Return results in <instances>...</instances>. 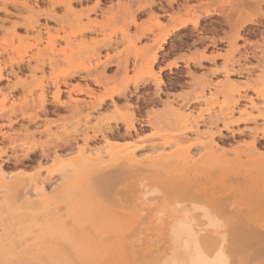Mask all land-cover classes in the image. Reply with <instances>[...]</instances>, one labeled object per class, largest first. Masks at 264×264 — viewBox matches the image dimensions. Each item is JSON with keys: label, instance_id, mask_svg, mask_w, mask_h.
<instances>
[{"label": "bare ground", "instance_id": "1", "mask_svg": "<svg viewBox=\"0 0 264 264\" xmlns=\"http://www.w3.org/2000/svg\"><path fill=\"white\" fill-rule=\"evenodd\" d=\"M23 4L25 7H22L30 13L27 23L23 26L27 31L36 32L33 38L40 41L38 18L42 15L49 19L54 17L50 12L40 13L39 10L38 12L34 8L27 7L28 4ZM21 8L19 10L23 9ZM2 10L5 13L8 11L6 7ZM210 10L208 7L204 10L206 17L216 14V10ZM259 10L256 7L247 11L248 20L246 18L245 20L253 24L258 14L263 15L264 18V14L259 13ZM189 21L178 24L172 28V32L184 28L187 24L197 26V20ZM92 25L93 23L78 24L76 33L82 35L92 32ZM45 30L47 34L50 33L49 28L45 27ZM237 32V30L236 33L234 31L235 34L232 32L235 40L229 42L232 51H236L235 41L240 37ZM167 35L168 32L154 40L157 43V51L166 44ZM56 39L70 41L65 37L49 35L48 46L53 48ZM262 50L259 56L253 52L252 56H248V62L251 59L255 62L254 67L248 65V74L257 72L256 75L254 74L256 77L248 80V83L240 86L235 82L224 81L212 87L204 76V83L200 89L196 88L195 92L192 90L193 96L188 94L178 96L181 100L180 105L177 101L174 102V99L172 102H164L162 110L151 108L145 113V118L138 117L128 98L133 96V92L129 90L130 84L133 85L134 93L140 84H145L147 81H153L158 90L164 85L160 73L153 70L157 56L155 52H151L152 49L150 51L149 46L140 49L143 54L141 55L145 58L141 65L134 67L137 72L134 78L127 76L128 70L124 65L121 82L111 87L103 86V92L100 94L97 92L98 95L88 84L77 83L67 88V81L62 85L67 90H62L58 80L60 77L76 78L79 81L90 80L102 87L100 84L102 81L91 75L89 69L80 67L77 63L79 60L73 63L70 59H62L70 65V68L55 74L52 82L54 92L51 98L57 109L67 112V116L61 118L58 115L60 118L56 121L43 120L41 124L45 128L40 133H45L46 139L40 144L33 140L34 134L29 132L25 136L20 134V131L10 135L0 133V139L8 142L6 147L0 146V264H64V262L66 264L74 254L82 256L88 253L86 249L83 250V245L86 246L85 248L89 246L100 251L101 248L105 249L106 256L105 253L101 254V258H105L108 255L106 249L111 247L105 246L107 243L115 245L114 248L117 246L124 248L126 245L130 248L137 247V244L140 247V242L148 245L154 242L158 245L161 241L169 247L172 246L162 260V264H228V260H224L227 257H224L225 253L223 255L221 250L227 248L229 254L232 251L234 254L235 250L228 247L250 246L248 243L253 244L255 248L256 244H261L263 250L260 248L261 251L258 252L264 254V237L262 241L256 237L260 232L264 234V216H262L264 215V50ZM214 59L217 58L202 57L204 62H212ZM228 60L225 58V61ZM56 61L50 59L49 66H56L58 64ZM25 62L28 65L30 60L24 61L23 57H20L13 63L19 67L26 64ZM176 66V64L169 65L168 68ZM3 70L4 68L0 67V83L9 80V76L4 75ZM22 71L24 70L19 67L18 72ZM36 71H38L37 67L30 70L34 83L30 82L34 85L30 86V83L28 87L27 81L17 77L18 80L9 86L10 91L27 88V95L30 96L34 89H39L40 93L36 101L31 99L30 103L26 95L22 101L13 102L10 108L5 109L4 103L9 94L0 92L5 94H1L0 117H5L7 122L9 120L10 127L19 123L18 115L22 122L27 120L28 123L36 124L39 118L37 111L34 114L35 110L44 113L46 118L45 85L43 79L35 78ZM230 71L232 70L224 65L220 70H213L212 74L221 73L228 78L232 73ZM16 72L13 75L17 76ZM226 87H229L228 92L224 91ZM211 89H214V92H211ZM206 91L211 92L212 100L210 97L206 98ZM63 93L67 94L69 100H61ZM72 95L84 96L89 100L74 97L73 99ZM216 96H220L222 101L213 100ZM118 98L125 102L120 103ZM174 103L178 106L175 107ZM193 105L198 106L197 111H193L195 109ZM214 107L217 108V113L210 118L204 117L212 113ZM12 118L15 119L11 120ZM245 124H248V128ZM22 125L19 126L20 129L24 126ZM242 125L244 128L240 130ZM52 127H58L59 131H51ZM145 131L150 133L143 135ZM224 132L228 134L223 135ZM216 138L219 143L215 142ZM245 138L250 141L245 143ZM242 139L243 142H240ZM99 142H102V145L96 146L95 144ZM167 148H173L174 151L172 149V153H166ZM143 150H148L154 155L144 157V153L141 158L138 152ZM194 150L196 152L202 150L197 159L191 155ZM18 151L23 153H17ZM31 154L35 157L31 158ZM29 161L35 162V169L33 168L35 171L32 173L20 169L15 175H11L6 171L10 168H25L24 166H29L27 165ZM130 180L134 183H130ZM125 181L128 182L127 184L130 183L129 186L119 188L118 186ZM155 200L158 201L157 204ZM18 201H21L19 205ZM5 213L16 216L14 219L12 217V220H18L19 217L23 221L39 218V223L53 231L54 236H50L48 241L43 240L44 242L40 241L41 243L33 245L25 243L26 246L24 244L26 235L21 231L14 236L9 233L11 229L8 228L11 226L8 227L10 224L8 222L11 217H3L6 216ZM256 213L260 214V217ZM11 225H13L12 221ZM133 226L136 227L131 231L133 233L123 234ZM221 227L227 232L226 234L224 232L222 237L216 238L215 235H218L216 230ZM92 232L97 234L94 235ZM147 232L154 235L148 236ZM160 233L161 238L158 237ZM224 243L228 247L224 245L222 249L221 244ZM81 244L83 245L80 246ZM22 245L24 248L18 249ZM205 247L209 248L207 249L209 253L213 249L211 252L213 254L206 255ZM240 248L236 253L243 254L238 252ZM74 249L77 252L73 253L76 251ZM114 251L109 252L110 255L115 256L111 255L110 258L112 260L118 258L119 262L120 258L125 256L122 255L125 251L122 253V250L118 253L115 249ZM98 262L96 264H100ZM124 262L126 263L125 260L122 261Z\"/></svg>", "mask_w": 264, "mask_h": 264}, {"label": "rangeland", "instance_id": "2", "mask_svg": "<svg viewBox=\"0 0 264 264\" xmlns=\"http://www.w3.org/2000/svg\"><path fill=\"white\" fill-rule=\"evenodd\" d=\"M23 3H25L26 5L28 4L27 7L29 8H34V10L36 11L39 10L40 13L50 12V15L52 14L51 16L54 17V19H49L48 17L42 15L38 18L40 31H41L40 41H36L33 38L36 36L37 34L36 32L29 30L27 31L25 26H23L24 24L27 23L26 20L30 17L29 15L30 13L25 8L22 7L24 6ZM206 6L208 7L209 10L211 9L210 11L216 10V14L210 17H206L204 15V10L207 8ZM0 7H1L0 8V67L4 68L3 74L9 76V80L0 83V92L4 91L6 95L9 94L7 101L4 103L5 104L4 107H6L5 109L10 108L13 102L18 103L22 101L23 97L27 95V90H28L27 88H26L27 90L26 89L22 90V88H17L15 89V91L14 90L10 91L9 86L12 83H15L18 79H22L27 81L28 83L27 86L29 87V84L31 83L30 81H32L30 70L33 69V67L38 68V71H36L37 73L35 72L34 75L37 80L43 79V83L45 85V91L47 95L46 118L44 113L35 110L34 114L37 111V116L39 118V120L36 121L37 122L36 124L32 122L28 123L27 120H24L22 122L20 116L18 115L17 119L19 123L10 127L8 126L9 120L7 122V119L5 117L2 118L0 117V133L4 135L7 134L10 135V134H14V132L20 131V134L25 136V134L29 132L30 134H34L33 140L37 144L44 142L46 139V134L40 133L45 128L43 124H41L43 120L46 119L50 121L51 120L56 121L60 117L62 118V116H65L67 114V112L63 110H58L57 107L54 105V103H52L53 101L51 98V95L54 92V87L52 85V82L55 78V74L60 70L70 68V65L62 60L64 58L65 59L67 58L68 60L70 59V61L73 63L79 60L77 62L78 64H80L79 66L89 69L91 75L93 74V76L99 79V81H102L100 82L102 87L100 85H96L93 81L90 80L79 81L76 78L66 79L60 77L58 80L61 84V89L67 90V88H70L72 85H75L77 83L81 85L88 84L89 87L95 92V94L97 92H99L100 94V92L101 93L103 92V86L111 87L121 82L123 77L122 70L124 68V65L127 67L128 70L127 76L129 78H134L135 75L137 74L136 70H134V67L141 65L143 59L145 58L142 56L143 54L140 52V49H142V47L144 46H149L150 51L152 49L151 52H155L157 56V60H156L157 62L153 65V70L156 73H160V76L164 81V85L161 87V90H158L156 89L153 81L151 82L147 81L145 84H140L138 90L134 93L133 85L130 84L129 90L133 92L132 93L133 96L128 98L129 103L132 104L134 110L137 111L139 115L138 117L145 118V113H147L148 110H150L151 108L155 109L156 107V110L159 111L162 110L163 109L162 104L164 102L167 101L172 102V100L174 99V102L177 101V103H179L180 105L181 100L178 99V96L185 94L193 96L195 89L196 88L200 89V86H202V84L204 83L203 81L204 76L206 77L205 79L208 82L210 81L212 87H215L218 83L224 81H229L231 83L235 82L236 85H240V86L245 83H248V80L253 79L254 77H256L255 75L257 74V72L248 74V65L249 67L252 66L254 67L253 64H255L253 59H251L250 62H248V56H252L253 53L260 55V53L262 54L261 52L262 48L264 50L263 47L264 20H262L263 15L260 16L258 14V16H256L257 20L255 18L256 21L253 24L246 21L248 20L247 11L249 12L253 8L257 7L258 9H260L259 13L264 14L263 13L264 0H175V1L173 0H0ZM3 7H6V9L8 10L7 13H5L2 10ZM20 8L22 10H19ZM186 20L187 21L197 20L198 22L197 26L194 27L191 24H187L184 28L172 32V28L176 27L178 24L182 22H185ZM68 23L73 26L69 25ZM88 23H93L92 28L94 30L96 29L95 30L96 32L92 29L93 33L87 32L82 35L76 33L78 30L76 29L78 24L83 25ZM133 23H135L136 25ZM158 24L159 26L160 25L161 26L159 27ZM45 27L50 29L49 31L50 33L48 34L46 33ZM163 29L166 31L164 32ZM229 30H231L233 33L234 31L236 33L237 30L238 31L237 33L240 36L237 39V41H235L236 51L230 50L232 48H231V44L229 45V42L235 40L234 39L235 33L233 34ZM167 32L168 35L166 38V44L163 46L161 50L157 51L156 49L157 43H155L154 40L161 37L163 34H167ZM49 35L65 37L66 39L67 38L70 39L71 42L67 41L68 42L67 43L61 39H56L55 44L52 48L47 44ZM137 38L140 39L137 40ZM262 38L263 40H261ZM94 51L95 53H93ZM167 51L170 54L168 56L164 55V53H166ZM231 51L232 54L230 55ZM203 56L205 57L207 56L208 58L211 59L212 57L217 59H214L213 61L211 60L212 62L210 61L204 62L202 60ZM20 57H23L24 61L30 60L29 63L30 65L29 64L27 65V63L25 62L26 64L19 66L20 68H22V70H24L22 71L23 73L18 72L19 67L13 63L19 60ZM33 58L36 59L33 60ZM160 58L163 60L162 62H160ZM199 58L201 61L199 60ZM225 58L227 60L228 58H230L231 61L230 60L225 61ZM50 59L57 60L56 62H58V64L54 67H50L48 64ZM235 61L238 63H236ZM10 62H12L11 64L12 66L10 65ZM174 64H176L177 66L171 67L170 69L168 68L169 65L173 66ZM119 65H121V67H118ZM224 65H227L228 69L232 70L230 71L232 73L228 76V78L226 77L227 79L225 78L224 74L221 73L212 74L213 70L216 69L220 70L221 66L223 67ZM180 70L186 76L184 80H186L187 83L184 84V86L181 88H169V86L166 85L168 79L171 76H173L174 73H177ZM15 72L17 73V76L13 75L15 74ZM82 75H84V73H82ZM107 78H109V81H107ZM64 81H67L68 83L67 88L62 86ZM32 83L34 82L32 81ZM32 83L30 84V86L34 85ZM228 88L229 87H226L224 91L228 92L229 91ZM192 90H194V92ZM210 91L214 92V89H211ZM211 92L206 91L205 93L206 98L210 97ZM39 93H40L39 89H34L31 96L27 95V99L30 101V103L33 99L35 101L37 100ZM1 94L5 95L3 93ZM1 94H0V99H2ZM73 97L82 98V99L85 98L84 96L72 95V98ZM85 99L89 100L88 98ZM118 99L120 103L125 102V100L123 101V99L121 98ZM61 100L67 101L69 100V97H67V94L63 93L61 96ZM213 100H217L218 102L222 101L220 96H216V98H214ZM177 103H174L173 105L176 107L178 106ZM193 107H195L193 111H197L196 109H198V106L193 105ZM0 109H2V106H0ZM213 109L214 110H212V113H210L211 115L209 114L210 116L205 115L204 117L210 118L211 116H214L215 113H217V108L214 107ZM13 119L15 118H12L11 120ZM92 123H94V121ZM19 124L20 125L23 124L24 126L22 125L23 127L20 129ZM24 127H26L25 129L27 131L23 129ZM245 127L248 128V124H245ZM242 128H244V125L240 126V130ZM51 131L56 132L59 131V129L58 127L56 128L52 127ZM145 132H144L145 134L143 135L146 134L148 135L150 133V131H145ZM225 134L228 133L224 132L223 135ZM117 141L122 142V140H117ZM244 141L245 143H247L250 140L248 138L247 139L245 138ZM215 142L219 143L217 138ZM240 142H243V139ZM7 145H8L7 141L0 139L1 147L2 146L6 147ZM95 145L96 146L102 145V142H99L98 144ZM170 149L171 148H167L165 150L166 153H172L173 148L171 150ZM218 151L221 152V150ZM195 152H196L195 150L192 151L191 155L192 157H194V159H197L199 157L198 154L202 153V150L196 152L197 154ZM17 153H23V152L18 151ZM32 155L33 154H31V158L35 157L34 155L33 156ZM139 155L141 158H143L142 155L146 157L147 155L148 156L152 155V153L148 150H143L141 152H138V156ZM243 159L245 158L243 157ZM27 165L29 166H24L25 168H14V169L10 168V169H6V171L11 173V175L12 174L15 175V173H17L20 169L27 173L28 172L32 173L33 171H35L34 170L35 162L29 161ZM128 182L125 181L124 182L125 184L123 183L118 187L127 188L130 183H134L133 180H130V183L127 184ZM32 197H34V195H32ZM154 202L156 204L158 203V201L156 202V200ZM19 203H21V201L20 202L18 201V205ZM262 210L263 209H261V211ZM261 211L259 212L261 213ZM7 215L9 214H6V216L3 217L6 218L11 217L10 222H8V224L10 223L8 227L11 226L10 228H8L9 230L11 229L9 233L11 235L13 234L14 236L20 234L21 231V233L26 235L24 236L25 238L24 244L26 243L27 245L30 244L33 245L35 243H41L40 241L42 242L48 241V238H50V236H54L53 231H50V229H46V227H43L42 224L39 223L40 222L39 218H34V220L31 219L30 221L29 220L26 221V219H24L23 221V219L19 217L20 219L18 218V220L21 223L19 222L17 223L18 220L16 219L12 220L13 216L11 215L7 216ZM258 215L260 217V214ZM15 217H13V219ZM11 221L13 225H11ZM135 228L133 226L132 228L125 230L126 233L124 231L123 234L130 235L131 233H133L131 231H133ZM260 229L263 230V228L261 227ZM216 231L218 233V235H215L216 238L222 237L224 232L225 234L227 232L226 229L223 227L217 229ZM92 233L94 235L97 234L96 232H92ZM149 234L154 235L149 232L146 233V235L148 236ZM262 234L263 232H260V234L258 233V235L256 236L260 241H262L263 240L262 238L264 237V234L263 235ZM108 235L109 234H107V236ZM156 235L158 236L159 234ZM109 236H111V234ZM158 237L161 238V233ZM153 244L154 242L149 243V245L148 243L140 242V247L138 246L139 244H137V247H130V248H128L129 246L125 244L128 248L126 252L127 248L126 246L124 247V245H123L124 248H122V246H117L116 249L114 248L115 245L113 246L111 243H107L105 246L108 247L111 246V247H109L110 249L109 248L106 249L108 251V255L105 258L103 257L101 258V254L105 253L104 252L105 249L101 248L100 251V249L97 248L95 249L93 247L90 248L89 246H87L88 248H85L86 246L81 244L80 246L83 245L84 247V248L82 247L83 250L86 249L88 253L82 256H77L74 254V256H72L74 259L71 257V259L67 260V262L68 261L69 262L66 264H96L98 260L100 264L103 263L104 260H105L104 262L105 264L106 263L113 264V262H115L114 264H124L125 262L122 263V261L124 260L126 261L125 264L127 263L130 264V262L131 264H137L138 262H139L138 264H162V260L166 257V254L170 251L169 248H171L172 246L169 247V245L161 241L158 245L154 244L153 246ZM248 244H250L253 250L257 248L256 249L257 253H255L256 250L253 251L248 245H245L244 247L235 246L236 248H233L234 245H231L233 246L231 247L228 244L230 246L228 247L225 245V243L221 244L222 249L225 245L226 247L235 250L234 254H232L233 251L231 252V254H229L230 252L227 248H225L224 251L221 250L222 254L225 253V255L223 254L224 257H227V259L224 260L226 261L228 260L227 261L228 264H262V261H264V254L263 252H258L261 251L262 245L254 244L256 246L255 248L254 246H252L253 244L252 245L251 243ZM248 247L250 248V250ZM22 248H24V245H22V247L20 246V248L18 249H22ZM239 248L240 250L238 252H241L243 254L236 253V250ZM114 249L117 251V253L118 251L121 250H122L121 253L125 251L124 254H122L125 256L123 257H121L122 255L120 256L121 257L119 260L120 263L118 262V258H114L113 260L111 259L112 258L111 255L113 256V254L110 255V253L115 252ZM207 249L209 248H206V250L204 249L206 255H209L211 252H213L212 251L213 249L211 250L210 253L209 250ZM99 251L100 253H98ZM75 252H77V250L74 251L73 253ZM115 255L116 257H118L117 254ZM127 257H129V259L131 260H129ZM106 260L108 262H106ZM226 261L225 263H227Z\"/></svg>", "mask_w": 264, "mask_h": 264}, {"label": "flooded vegetation", "instance_id": "3", "mask_svg": "<svg viewBox=\"0 0 264 264\" xmlns=\"http://www.w3.org/2000/svg\"><path fill=\"white\" fill-rule=\"evenodd\" d=\"M169 51V50H168ZM164 53V55L168 56L170 55L169 52ZM163 60L160 58V62H162ZM157 62V61H156ZM186 78V76L183 74V72L180 70L177 73H174L173 76H171L168 79V82L166 83L167 86H169V88H181L184 86V84L187 83L186 80H184Z\"/></svg>", "mask_w": 264, "mask_h": 264}]
</instances>
